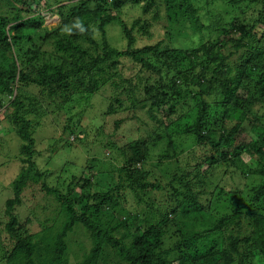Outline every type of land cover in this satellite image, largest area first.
Here are the masks:
<instances>
[{
  "label": "trees",
  "instance_id": "16d2710c",
  "mask_svg": "<svg viewBox=\"0 0 264 264\" xmlns=\"http://www.w3.org/2000/svg\"><path fill=\"white\" fill-rule=\"evenodd\" d=\"M143 1L0 0V121L10 118L21 142L22 171L11 185L12 199L5 202L10 218L5 229L16 241L8 258L11 264H63L66 238L75 226L86 230L92 242L79 264H108L111 258L115 264H264V0H236L256 13L252 22L245 17L246 8L224 24L213 17L215 22L207 27L192 0H164L168 13H175L181 2L180 18L188 19L189 29L200 39L199 47L184 50L162 41L135 47L141 39L134 31L150 38L159 18L158 13L150 14L156 2ZM250 2L258 4L255 10ZM53 5H60V22L49 31L35 14ZM127 6H139L141 15L149 18L138 16L129 25L121 17ZM116 27L126 41L124 49L113 44L111 30ZM150 57L164 76L154 82V90L170 91L175 102L194 98L188 102H195L192 106L171 104L168 111L156 107L160 100L144 87L140 96L136 94L134 80H142L139 75L151 68ZM124 60L133 65L128 67L133 75L123 73ZM116 82L127 85L130 106L115 100V108L108 102L96 117L103 138L108 118L117 116L111 139L103 143L111 160L89 167L87 176L67 180L65 193L41 182L39 191L54 196L61 222L28 235L12 211L34 177V131L47 115L66 117L63 132L82 142L85 134L76 118L94 115V94ZM73 105L83 107L82 112L73 114ZM142 110L148 117L143 128L129 137L119 135L124 124L141 119ZM155 111L168 121H160ZM247 130L253 131V138L241 142ZM59 141L73 148L69 138ZM99 149L97 153L103 151ZM245 154L248 164L242 159ZM222 169L223 179L231 171L232 181L256 180L227 190L219 185L217 173ZM128 196L140 209H125ZM123 210L127 216L116 220ZM168 228L178 234L163 248ZM170 256L175 259L169 261Z\"/></svg>",
  "mask_w": 264,
  "mask_h": 264
},
{
  "label": "rangeland",
  "instance_id": "374dc122",
  "mask_svg": "<svg viewBox=\"0 0 264 264\" xmlns=\"http://www.w3.org/2000/svg\"><path fill=\"white\" fill-rule=\"evenodd\" d=\"M153 2H156V4L154 8H150V14L152 16L154 12L158 13L159 18L153 23V26L150 30V38L143 37L145 35L139 36L138 33L134 31V36L141 39L140 43L135 44V47H141V45H154L157 44L156 42L158 41L164 42L163 45L169 48H174L175 50H184L189 47H199L198 43L200 42V39L197 34L189 29L191 27L190 22L187 18H180L182 9L179 5L181 2H178L176 4L175 13L167 12V7L164 6V0H154ZM168 3L169 7L172 8V2ZM43 4V1H40V6H43ZM192 4L195 5H193L195 9L197 8L198 10H200V13L202 15L201 21L205 27L210 25L212 21L215 22L213 17L219 16L221 24H224V22H229L231 18L236 17V13L246 8L248 9L245 17L246 19L249 18L248 20L250 22H252L253 17L256 15L255 12H251L252 9H250L248 5L239 6L236 3V0H192ZM34 6H36V4ZM59 6L60 5H53V7L47 8L41 7L40 13L35 14L41 15L43 27L47 28V30L49 31L59 26L60 20L59 15L56 11L57 7ZM249 6H251V8L255 10L258 4L255 2H250ZM138 16L146 20L147 18H149V16L144 17L143 15H141V9L139 6L134 8L127 6L121 14L122 19L127 20V23L129 25L131 24L132 20L136 19ZM127 17L129 18L126 19ZM240 19L242 20L244 19V17H240ZM118 29L119 28L116 27L115 29L111 30L113 36V44L118 49H124L126 47V41L120 36V31ZM203 31L208 34L207 29H203ZM258 31L260 32L259 29ZM211 32L212 31H210L209 34H211ZM96 37H98V35H96ZM199 56L201 57V54ZM148 61L151 65V68L139 75L141 76L140 78H142V80H134L137 84V87L134 90L137 95H141V87H144V90L147 94L152 97H157L160 100L159 105L156 107L165 108V110L168 111L171 104L182 106L180 103H183L185 105L187 104V107H190L195 103L194 102L191 105L188 103L189 101L194 99H192L191 97L187 100L181 99L180 101L175 102V99H172L171 97L170 91H155L153 88L154 82L159 80L160 77L163 78L164 76H160V67L153 57L148 58ZM201 61L202 59H196V62ZM123 63V69H125L123 73L125 75L129 74V76L133 75L135 72H130L128 69V67L133 66L131 62L124 60ZM188 90L191 89L189 88ZM94 95L95 96L92 99L91 106L93 107L94 115L91 113L92 116H86L85 118L83 117V115H80L76 118L79 123V131L84 130L85 138L82 140V142L78 141L76 139V136H68L63 132V122L64 120H66V117H56L55 115H53V117L51 115H47L42 118V120L40 121L41 125L34 131V153L31 158V161H33L34 164V177H32L30 180V182L32 183L28 184L29 188L27 187L25 189L24 195L22 194L21 204L14 207L12 211L14 218L16 219V221H19V225L25 227L26 233H28V235L38 234V232L42 229L51 228L53 224L56 223L57 225L61 222V219L58 218L59 216H61L59 205L55 201L54 196L41 195L38 187L40 186L41 182H44L46 185H48V187L58 189L59 191H61V193H65V182L67 183L74 176H87V174L90 172L89 170H91L89 169V167L94 166L92 168L94 169L95 165H101L103 163L101 160H111L106 152V149L103 146V143L105 145L111 139L113 135L112 120H114L117 116L114 115L108 118L109 126L107 127L106 133L103 138L98 136L96 126H99L100 122L96 120V117L98 116V113L100 114L103 112V109L108 102H113L114 107L117 108L119 104L116 103L115 100H118L121 104H123V106L129 107L131 93L127 89V85L123 84L122 82H116L114 86H106L98 90ZM205 100L208 99L205 98ZM212 106L213 105H209V107ZM72 107L73 114L81 113L83 110V107L79 108L78 105H73ZM137 110L138 109H136V111ZM142 111L143 114L138 113L141 118L140 120L124 124L118 130V134L121 136L129 137L132 133H134V131L136 132V128H143L145 122H148V117L147 115H144L146 111ZM120 113L125 114L124 112ZM260 113L264 114V109L260 110ZM154 114L158 115L159 120L163 123L168 121L166 120V115L164 113L155 111ZM10 123H12L11 119H6V117L0 121V264H11L8 261V258L10 257L12 250L16 244V241L11 238L10 233L5 229V225L10 219L5 214V202L12 199L13 192L11 185L15 182L22 171L21 164L18 160L21 142L17 137V130L14 129ZM156 125L158 126V128L160 127L158 123ZM252 129H257V127H251V130ZM160 130L162 131V128H160ZM251 134H253V131L249 132L248 130L242 133V135L240 136L241 142L248 141L250 140V138H253ZM66 135L68 137H66ZM60 138H69V141L73 144V148L70 146H66L63 141H59ZM54 140H56L57 142H55ZM100 147H103V149H101L103 151L99 149ZM159 148L160 145H158L157 149L152 151L154 157H156L159 153ZM98 149L99 151H101V153H97ZM197 155L201 156V152H197ZM242 159L245 163L248 164L250 157L248 156V154H245L244 156H242ZM149 162L154 165V162H156L155 158H152ZM179 164L183 165V162H180ZM193 164H195V162ZM193 164L191 163V165ZM206 169L207 165H204L202 171H205ZM222 172L223 169L217 173L220 175V179H222L219 181V183H221L219 185H222L227 190L234 186L241 187L248 181L256 180V178H248V181L245 182V180L242 178H235V181H232L230 177L231 171H229V173L223 179ZM39 175H41V177H39ZM97 178L98 176H94L93 179L97 181ZM218 180L219 179H216L215 181ZM124 200L127 202L124 205L125 209L129 213L133 212L136 209H140L141 207L137 206V202H134L130 196L126 197ZM88 205H90V203ZM91 205L93 206L92 203ZM126 210H123L118 215H116L117 217L115 216V219L121 220L125 218L128 213ZM102 222L107 223L108 219H102ZM177 234L178 233L176 232V229L171 230L170 228H168L163 242V248H167L169 245L174 243L176 240L175 236ZM66 243L68 249L62 258L63 264H79L82 259V255L92 247L89 233L81 226L73 227L72 231L68 233ZM174 259V256H170L168 258L169 261H173ZM107 263L115 264V259L111 258Z\"/></svg>",
  "mask_w": 264,
  "mask_h": 264
}]
</instances>
